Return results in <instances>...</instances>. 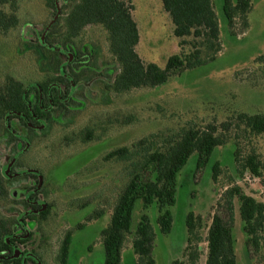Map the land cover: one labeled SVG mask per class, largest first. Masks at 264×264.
<instances>
[{"label": "rangeland", "instance_id": "obj_1", "mask_svg": "<svg viewBox=\"0 0 264 264\" xmlns=\"http://www.w3.org/2000/svg\"><path fill=\"white\" fill-rule=\"evenodd\" d=\"M130 1L139 33L136 52L143 62L164 68L169 56L189 52L185 45L180 48V40L172 35L173 26L159 0ZM48 2L19 0L20 23L8 33L0 34V60L5 66V74L14 76L23 84L36 83L32 82L33 77L40 79L42 75L39 72L34 74L37 63L24 49V43L32 44L39 38L44 41L55 21L64 17L66 6L61 4L62 0H57L58 12L55 10L54 15L47 6ZM213 4L222 48L213 62L171 76L159 87L111 93L105 100L100 99L103 79L99 77L84 88V96H88L86 107L74 114L70 124L51 127L47 138L35 141L33 147L28 142L23 158L21 155L13 162L8 174L14 176L10 179H15L29 173H20L23 170L15 166L21 158V165L29 167L24 171H37L42 178L40 188L36 191L39 179L34 174L36 178L29 177L23 181L19 191L22 198L32 196L35 206L43 205L42 209L35 208L32 214L46 209H49V214L46 222L35 224L34 229L22 226L21 233H25L27 238L39 226L44 239H31L32 246L28 242L19 244L20 251L32 253L33 249L41 256L32 253L40 264H58V247L65 233L70 231L72 242L67 264H103L100 233L106 227L117 196L127 180L126 161L108 158L109 153L130 148L143 139L149 140L153 148H162L184 130L217 126L232 118L235 112L264 114V0H252L246 26L236 19L231 32L221 13V0H213ZM26 20L32 24H26ZM89 43L98 51L99 63L111 62L108 35L100 26L85 27L72 46ZM62 52L66 58L68 54L71 56L70 61L61 57L64 63L60 69L63 70L67 62L74 60V53L69 49ZM98 74L105 75L104 68ZM74 89L69 90L67 96L71 97ZM83 130L92 132V140H81L80 132ZM239 141L242 156L254 151L264 165V135ZM13 158L10 161L2 159V174ZM195 158L190 157L178 175L176 203L170 208L172 231L165 236L156 234L153 247L156 264H205L206 230L212 215L219 210L215 204L227 188L236 185L257 200L264 198V182L235 165L232 145L217 148L212 156L211 160L220 165L214 182L210 179V166L196 170ZM188 212L199 215L205 227L197 229L191 248L185 253L187 235L184 219ZM96 213H99L97 219L86 222ZM141 213L140 204H136L132 229ZM145 213L153 219L151 208ZM26 214L18 216V222L21 220L23 224ZM79 224H85L84 228L77 230ZM232 224L237 264H260L259 256L253 259V253L245 249L236 202ZM130 240L131 236L123 247L122 264H130L133 258Z\"/></svg>", "mask_w": 264, "mask_h": 264}, {"label": "trees", "instance_id": "obj_2", "mask_svg": "<svg viewBox=\"0 0 264 264\" xmlns=\"http://www.w3.org/2000/svg\"><path fill=\"white\" fill-rule=\"evenodd\" d=\"M159 1L173 26L172 35L180 40L179 47L185 45L189 48L188 53L169 56L164 68L152 62H143L138 56L139 33L130 0H62L61 4L66 6L64 17L55 21L44 42L41 43L39 38L35 43H24L23 46L37 63L38 71L35 69L34 74L42 73L40 79L33 77L32 82L36 83L23 84L14 76L6 75L0 60V264H22V256L27 252L21 251L20 257L10 259L13 247L18 248L17 245L27 242L32 246L31 239H44L39 226L34 233L30 232L28 238L25 233L22 234L23 227L17 220L18 216L27 213V221L23 220V225L34 229L35 224L46 222L49 214V209L32 214L35 208L41 207L35 206L32 196L21 197L19 189L22 182L36 176L27 173L15 179L5 178L1 172L3 158L10 161L25 148L27 142L33 147L35 141L44 140L51 127L70 124L74 114L86 107L88 96H84V88L99 77L103 79L100 99L105 100L111 93L159 87L171 76L213 62L222 49L213 0ZM47 6L54 15L55 0H49ZM251 8L252 0H221L220 9L229 32L236 19L246 26ZM20 19L19 0H0L1 35L18 26ZM25 23L32 24V21L26 20ZM89 25H98L107 33L111 62L99 63L98 51L91 43L72 46L79 33ZM65 49L74 53V60L67 62L62 70L60 66L64 62L61 57ZM101 68H104L105 75L98 74ZM71 84L75 91L70 97L67 95ZM260 135H264V114L235 112L232 118L217 126L184 130L162 148H153L149 140L143 139L130 148L109 153L108 158L126 161L127 180L117 196L106 227L100 233L103 264H122V250L129 236L133 255L130 264H156L153 256L156 234L165 236L173 229L170 208L176 203L178 175L190 157H196V170L210 166L209 175L214 182L220 165L211 160L212 156L217 148L230 144L235 165L264 182V165L258 155L251 151L242 156L239 141ZM80 138L89 142L93 134L83 130ZM22 158L15 165L20 171L29 168L21 165ZM234 202L245 236V249L253 253V259L259 256L260 264H264V198L257 200L236 185L227 188L215 204L219 210L212 215L206 230L205 264H237L232 224ZM136 204H140L143 213L132 229ZM149 208L153 210L152 220L145 213ZM98 217L99 213H96L86 222ZM84 226L79 224L76 229H83ZM184 227L187 235L184 251L187 253L197 229L205 225L199 215L188 212ZM6 238H9L8 242ZM71 242V232L67 231L58 247V264H67ZM30 252L41 258L33 249ZM190 258L193 259L192 255ZM24 264L36 262L26 258Z\"/></svg>", "mask_w": 264, "mask_h": 264}, {"label": "water", "instance_id": "obj_3", "mask_svg": "<svg viewBox=\"0 0 264 264\" xmlns=\"http://www.w3.org/2000/svg\"><path fill=\"white\" fill-rule=\"evenodd\" d=\"M55 5H56V12H58V8H57V0H55ZM53 22H54V20L52 21V23H53ZM40 41H41V43L44 42L43 39H41ZM67 56H68V59H69V61H70L71 56H70L69 54H68ZM73 89H74V85L71 84V90H73ZM43 125H44V124L41 123V127H43ZM28 146H29V143L27 142V143H26V146H25V148H24V150H22L19 154H17V155L13 158V160H12L11 163H10V166H8V167L6 168V170L3 172V175H4L5 178L10 179V178H13V177H14V176H10V175L8 174V170H9V168L13 165V162H14L19 156H21V155L27 150ZM25 172L33 173V174H36V175L38 176L39 182H38V186H37V188H36V191H37V190L40 188L41 184H42V178H41L40 174H39L37 171H34V170H33V171H32V170H30V171H29V170H27V171H22V172H20V173H25ZM42 208H43V205H42L41 209H42ZM40 211H41V210H40ZM19 223L22 224V223H21V220L19 221ZM22 226H23V224H22ZM8 239H9V238H6V242H8ZM20 256H21V251H20L18 248L13 247V255L10 257V259H11V258H18V257H20ZM26 258H32V259H34V260H36V261L38 262V260L33 256V254H31V253H26V254H24V255L22 256V264H24ZM38 264H40V263L38 262Z\"/></svg>", "mask_w": 264, "mask_h": 264}]
</instances>
